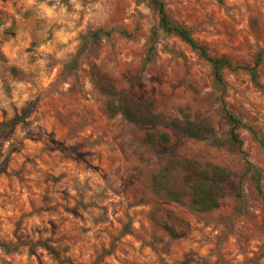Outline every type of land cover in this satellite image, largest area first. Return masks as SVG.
<instances>
[{
    "label": "clouds",
    "instance_id": "obj_1",
    "mask_svg": "<svg viewBox=\"0 0 264 264\" xmlns=\"http://www.w3.org/2000/svg\"><path fill=\"white\" fill-rule=\"evenodd\" d=\"M257 186L264 0H0V264H179Z\"/></svg>",
    "mask_w": 264,
    "mask_h": 264
},
{
    "label": "rangeland",
    "instance_id": "obj_2",
    "mask_svg": "<svg viewBox=\"0 0 264 264\" xmlns=\"http://www.w3.org/2000/svg\"><path fill=\"white\" fill-rule=\"evenodd\" d=\"M4 135L7 138L10 133ZM32 143L37 141L33 140ZM12 151L18 152L19 149L13 148ZM47 183L45 180L44 184ZM42 199L49 200L47 191ZM250 199L253 201L252 207L256 208L254 212L249 211L250 206L246 201L231 208H224V214L218 216L216 210L222 207L221 203L220 207L213 211H199L209 219H215L218 224L224 225V228L220 230L211 223L196 221L197 224L204 223L205 231L211 230L212 239L209 246L202 245L195 239L183 240L181 247L184 251L179 264H264V215L261 214L264 211V189L255 187L250 193ZM41 210L48 212L53 209Z\"/></svg>",
    "mask_w": 264,
    "mask_h": 264
},
{
    "label": "trees",
    "instance_id": "obj_3",
    "mask_svg": "<svg viewBox=\"0 0 264 264\" xmlns=\"http://www.w3.org/2000/svg\"><path fill=\"white\" fill-rule=\"evenodd\" d=\"M160 7L162 8L163 6L160 5ZM25 115H27V113H25ZM129 115L132 116L133 114L130 112ZM146 134L150 136V133ZM192 203L200 212H210L220 207V203L217 202L215 195L211 192L198 195L193 199ZM173 236H176V234L173 233Z\"/></svg>",
    "mask_w": 264,
    "mask_h": 264
}]
</instances>
